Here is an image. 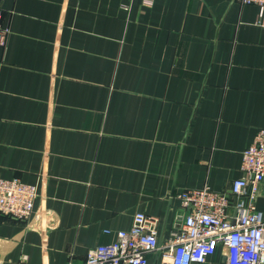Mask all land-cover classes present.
<instances>
[{"label": "crops", "instance_id": "crops-1", "mask_svg": "<svg viewBox=\"0 0 264 264\" xmlns=\"http://www.w3.org/2000/svg\"><path fill=\"white\" fill-rule=\"evenodd\" d=\"M0 15V176L39 188L28 222L0 215V264H85L138 212L163 246L182 190L243 176L264 129L257 6L0 0ZM204 264H227L223 248Z\"/></svg>", "mask_w": 264, "mask_h": 264}, {"label": "built area", "instance_id": "built-area-1", "mask_svg": "<svg viewBox=\"0 0 264 264\" xmlns=\"http://www.w3.org/2000/svg\"><path fill=\"white\" fill-rule=\"evenodd\" d=\"M236 1L257 6L256 25L264 29V0ZM10 32L0 15V41L4 43ZM242 172L228 191L210 186L182 190L183 221L163 246L159 243L160 219L138 212L129 230L118 231L109 246L92 248L85 264H148L152 253H158V264H204L219 247L227 264H264V214L256 205L264 181V129L243 152ZM38 197L37 185L0 176V215L28 222Z\"/></svg>", "mask_w": 264, "mask_h": 264}]
</instances>
